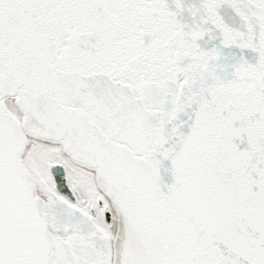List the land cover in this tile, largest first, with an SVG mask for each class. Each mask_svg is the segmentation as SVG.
<instances>
[{"label": "snow or ice", "instance_id": "1", "mask_svg": "<svg viewBox=\"0 0 264 264\" xmlns=\"http://www.w3.org/2000/svg\"><path fill=\"white\" fill-rule=\"evenodd\" d=\"M0 264H264V0H0Z\"/></svg>", "mask_w": 264, "mask_h": 264}]
</instances>
